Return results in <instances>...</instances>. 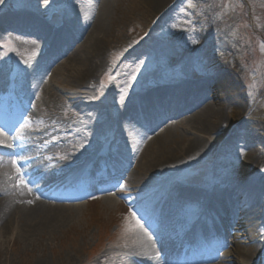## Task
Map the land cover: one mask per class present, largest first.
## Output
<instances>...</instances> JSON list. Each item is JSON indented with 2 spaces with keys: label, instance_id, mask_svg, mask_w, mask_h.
Wrapping results in <instances>:
<instances>
[{
  "label": "rangeland",
  "instance_id": "obj_1",
  "mask_svg": "<svg viewBox=\"0 0 264 264\" xmlns=\"http://www.w3.org/2000/svg\"><path fill=\"white\" fill-rule=\"evenodd\" d=\"M73 1L69 0L68 3L67 0H63L57 4H50L49 0L47 3L45 0H0V5L15 9L25 7L38 9V16L42 20L39 23L43 30L41 32L38 27H34L36 30L38 28L39 33L35 36L36 39L40 33H46V29L48 31L53 22L68 23V12L67 15L65 12L69 10ZM112 1L114 20L109 21V32L102 46L101 58L105 68L97 72L96 79L92 83L94 86L90 89L91 97H98L92 99L96 107L87 109L80 103L83 100L80 98L82 93L77 91L82 89L77 86L75 79L68 83L64 74L57 75L52 69L47 72L46 87L49 94L46 100L43 92V98H40L33 118L46 123L52 121L53 124L62 123L63 127L60 129L65 130L66 133L72 130L64 144L65 148L56 150L57 158L60 155L68 161L72 153L79 156L81 150L96 149L107 143L109 138L115 139L117 135L112 131L113 129L108 131L107 125L110 119H113L112 110L118 111L120 104L132 96L134 90L146 85L145 81L148 84L149 80L146 78L152 76L153 69L159 71L160 76L155 77L153 84L147 86V89L155 86L169 87L171 81L175 80L182 85L183 93L186 90L193 93L195 87L193 84L202 83L206 86L205 98L211 103L224 105L220 130L226 129L227 135L221 139L220 144L218 142L208 153L196 160L167 165V171L159 174L156 171L144 174V170H138L139 141L137 146L136 143L127 141L126 145L121 146L126 151L128 161L136 159L132 172L136 178L139 175L140 180L137 181L140 183L135 182L134 177L128 178L126 191L132 195L139 194L143 189L146 190L153 185V177L160 186L164 183L176 186L180 183H193L208 190L199 193L202 195L198 194L197 197L193 194L186 197L185 193H180V198L200 200L203 204L208 193L222 192L225 188L231 189L232 184L235 186L245 181L253 187V178L261 177L262 188L258 194L256 192V195L248 198L251 200L253 209L251 211L258 208L262 220L264 216V0H169L171 4H168L169 7L164 10H154L152 0ZM11 23L13 26L22 25V22L18 21ZM2 28L3 26H0L1 30L4 29ZM11 30L5 28L6 33L0 36V41L5 44L1 55L6 57L8 62L12 60L30 62L32 55L38 54L41 40L34 39L38 45L33 53H29L26 49H22L21 41L26 38L20 39L19 36V39H14L16 35ZM169 53L176 59L186 53L189 59L185 66L179 65L180 63ZM223 68L226 74L229 72L232 74L233 79L228 81V90H233L234 96L241 100L240 104L236 103V98L233 102L234 96L220 88L219 76L222 75ZM36 73L32 72L31 76L34 77ZM222 80L225 81L223 78ZM185 83L190 87L185 88L183 85ZM52 93L58 98H50ZM72 95L76 97L74 101L70 98ZM122 95L123 100H121ZM216 95L219 96L218 99ZM132 124L130 120V125ZM158 124H162L160 129L169 125L162 122ZM137 126L135 125L136 129ZM96 127L98 128L96 132L99 134L91 133ZM177 131L181 132L179 126ZM66 133L61 131L56 137H67L69 133ZM147 134L148 137L154 135L153 132ZM185 134V136L189 135L188 137L194 135L193 131ZM218 134L216 132L214 136L204 133L198 135L204 136L205 140H211L213 137H220ZM142 173L145 178L141 180ZM49 176L51 180L56 178L53 173ZM250 177L252 179L249 182ZM110 197L116 202L114 209H106L105 199L100 198L80 207L54 208L56 211L43 212L40 219L47 221L52 217V220H48L46 229L37 233L26 232L22 235L23 231L19 229L18 221L15 222V219L9 215L8 218L12 221L10 228L0 227V264H40L41 262H44L43 264H135V261L127 258L125 253L139 242L135 235L140 229L128 210L121 203L119 205L118 198ZM27 199H29L28 195L24 197V201ZM182 199L178 204V213L176 212L175 215L173 207L170 211L174 213L170 218L175 222L176 230L180 232L192 227L195 214L201 207V205L196 208L183 207ZM24 203L27 204L26 201ZM241 214L242 211L237 208L230 211V215L237 218L235 222L231 219L230 229H233V235L238 239L241 237L240 244L246 250L252 244L257 245L253 252L255 255L246 261L242 258L244 256L236 255V259L230 257V260L224 264H264L262 243L245 242L244 230H241L240 225L244 224L242 220L244 217ZM178 218L185 219L184 225L178 222ZM250 225L256 233V223L249 224V228ZM247 233L249 237L254 234L249 231ZM172 239L173 237L166 238V246H169ZM170 253L169 248L168 254ZM142 259L150 264L146 258Z\"/></svg>",
  "mask_w": 264,
  "mask_h": 264
},
{
  "label": "bare ground",
  "instance_id": "obj_2",
  "mask_svg": "<svg viewBox=\"0 0 264 264\" xmlns=\"http://www.w3.org/2000/svg\"><path fill=\"white\" fill-rule=\"evenodd\" d=\"M61 1L62 0H51L49 3L57 4ZM67 2L69 3V0H67ZM152 2V7L154 10H164L167 8V6L169 7L168 4H171V1L169 0H152ZM70 7L69 10L65 12V15H67L68 12L67 18L69 17V20H72L76 27H72V30L70 33L68 32V34L73 35L74 33L81 31L79 32V39L75 41L74 46L70 47V44L67 45L68 48H66L65 51L60 54L58 59L54 61L49 67L53 72L57 73V75L64 74L68 83L73 82L71 80L75 79L74 81L77 83V86L84 87L86 89V91H84V97L88 100H91L90 97L92 92L90 89H92L94 86L92 83L96 79L97 72H100L105 68L103 59L101 58L103 55L102 46L106 42V37L109 32V21L112 22L114 20L112 10L113 1L74 0ZM30 19V17L25 19L24 17L18 15L14 16L7 14L1 17L0 23L5 21H19L29 25L32 23ZM11 22L9 23L12 26ZM35 24L42 32V25L38 22H35ZM65 26L64 28L67 29L68 27ZM61 33L63 35L62 30ZM4 34L5 33L1 30L0 36L2 37ZM13 38L16 39L15 37ZM54 39V43L56 41V44L59 42V40L65 41L66 44L70 42V38L66 39L64 35L59 39ZM21 42L23 43L22 49H26L29 53H33L37 46V42L33 40ZM169 54L171 56V53ZM171 57L177 60V62L180 63L179 65L183 66L186 65V62L189 59V55L186 53L182 54L177 59L173 56ZM33 58L34 69H37V67L43 64L45 60V57H40L39 54L34 55ZM221 72L222 75L219 77L223 84L219 81L220 88L225 89L227 94L229 93L234 96L233 90H228V81L233 79L232 74L230 72L226 74L224 68L221 70ZM158 73L159 71L153 69L152 75L154 78L160 76ZM222 78L225 81H223ZM171 82L172 83L169 85V87L155 86L152 89H147V95L145 97H138L139 101L141 102L140 110H142V112H148V116L152 115L149 112H154V107L156 105L162 106L171 104L176 111L169 120L168 126L160 129L161 125L155 124V128L152 131L154 135L152 137H148L147 132L142 129L137 130L131 128L130 120H127V115L131 114L135 118V111L137 112V115H139L140 110L131 108L129 98H126V100L120 104V109L118 111L115 109L112 110L113 123L109 125V130L113 129L112 131H114L115 135H117L115 140H120L122 144L126 145V142L129 141L131 143H136L137 146V142L139 141L137 155L140 153V161L137 167L139 171L144 170V174L145 172L149 171L150 173L151 171H156V173L159 174L167 171V165L177 164L183 161L186 163L194 161L203 154L208 153L210 148L215 147L218 142L220 144L221 139L224 138L228 133L226 129L220 130L222 123L221 121H223V110L225 109L224 105L220 103V105H218V103L215 102L211 103L205 98V85L202 83L193 84L195 85V87H193V93H190V91L186 90L184 95L181 89L182 85L179 82H175V80ZM41 85L43 92H45L44 99L47 100V96L49 94L48 88L46 87V84H44V81L43 83L42 81L39 82V86ZM183 85L185 88L187 86L190 87V85L186 83ZM144 86L145 85H142L141 89L145 90L146 88ZM42 88H39V90L41 91ZM218 97L219 96L216 95L217 99ZM50 98L57 99L58 97L56 94L52 93ZM134 98L136 99L137 97L135 96ZM235 98V96L232 97L233 102L235 101ZM236 99V103L240 104L241 100L239 97ZM187 110H189L188 113H186ZM178 126L181 128L180 133L177 131ZM97 130V127L93 128L91 133L95 134L97 133ZM191 130L193 131L194 135L192 137H188L189 135L185 136V133L192 132ZM216 132L219 133L218 135H220V137H213L211 140H205L204 136L198 135L200 133H204L206 135L214 136L213 134H216ZM0 140H7V137L0 135ZM173 144L176 145L174 146ZM135 162L136 159L133 161L132 165H134ZM15 171L16 169L10 160L5 158L0 159V227H2V229L10 228L12 221L9 220L8 216L11 215V217L15 219V222L18 221V224L20 225L19 229L23 231L22 235L26 234V232L37 233L42 229H46L48 226L46 223L52 220V217H49V221L43 220V218L40 219L39 217L41 216V213L47 211L53 212V210L56 211L55 209L57 208L80 207L84 205H57L39 200H36L33 204L28 205L24 203V197L28 195V191L22 185ZM133 175L134 172L131 171L126 177L132 179L134 177ZM138 177H134V180H136L135 182L140 183V181H137ZM252 177H250L249 182L251 181ZM144 178L145 177L142 173L141 180ZM259 178L261 177L253 178V180L257 179L256 181L263 182V179ZM254 185L255 184L252 183L253 187H251L247 181L243 183L242 186H244L245 190H247L245 193L247 196H251V194L255 192L253 189ZM233 192V190H227V192L225 190V195L222 194L223 191L220 193H213L211 199L218 201L219 205L217 206H220L221 208L227 207V211H232V208L234 209L236 206V202L237 204L242 202L239 199L240 197H238V195L236 196ZM104 199L106 209L109 210L116 207V202L113 200V198L105 197ZM245 199V201H249L248 197ZM251 209L250 207L245 206L244 209L241 210V215L244 217L248 214L253 215L254 212L259 210L258 208H255V210L251 212ZM257 218L258 215L253 217L247 216L246 218L242 219L244 220V224H240L242 230H244L243 236L245 237L248 244L252 242V237H249L248 233L246 234V232H254V228L251 227L252 225H250V228L248 225L252 224V222L257 223ZM135 237H138L139 242L130 248L132 253L140 256L141 258L148 259L151 264H164L158 255L159 248L155 246L154 242L148 238L144 232L137 231ZM227 242L229 243L231 257L233 259H236V255H242L244 257H241L246 261L252 259L255 255H253V252L256 250L257 245L252 244L251 247H248L249 249L246 250L240 245L236 236H234L231 232H228L227 234ZM43 263L44 262H41L40 264Z\"/></svg>",
  "mask_w": 264,
  "mask_h": 264
},
{
  "label": "snow or ice",
  "instance_id": "obj_3",
  "mask_svg": "<svg viewBox=\"0 0 264 264\" xmlns=\"http://www.w3.org/2000/svg\"><path fill=\"white\" fill-rule=\"evenodd\" d=\"M48 2V0H45V3H47ZM98 97H90V99H97ZM123 95L121 96V100H123ZM0 143H2V142H0ZM13 163H16L15 161H13ZM133 217H135V213L133 212L132 214H131ZM135 223H136V226L137 227H140V228H143V225H141L140 224V221L137 219L136 221H135Z\"/></svg>",
  "mask_w": 264,
  "mask_h": 264
},
{
  "label": "water",
  "instance_id": "obj_4",
  "mask_svg": "<svg viewBox=\"0 0 264 264\" xmlns=\"http://www.w3.org/2000/svg\"><path fill=\"white\" fill-rule=\"evenodd\" d=\"M151 82H152V80H151Z\"/></svg>",
  "mask_w": 264,
  "mask_h": 264
}]
</instances>
